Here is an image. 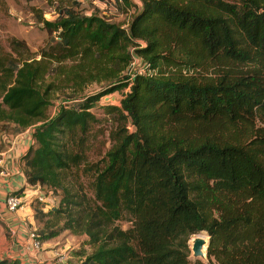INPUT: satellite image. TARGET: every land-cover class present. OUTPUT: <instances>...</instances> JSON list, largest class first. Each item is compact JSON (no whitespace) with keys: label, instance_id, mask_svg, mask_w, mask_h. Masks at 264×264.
<instances>
[{"label":"trees","instance_id":"obj_1","mask_svg":"<svg viewBox=\"0 0 264 264\" xmlns=\"http://www.w3.org/2000/svg\"><path fill=\"white\" fill-rule=\"evenodd\" d=\"M138 1L125 25L81 14L79 1L56 6L53 20L39 12L49 35L39 58H22L27 44L14 37V54L0 55V133L32 129L26 183L61 195L34 207L46 218L38 238L85 235L91 251H77L78 264H205L189 244L204 234L208 264H264V0ZM135 57L145 71L129 79ZM63 88L71 95L48 116ZM115 91L111 146L87 162L91 109Z\"/></svg>","mask_w":264,"mask_h":264},{"label":"rangeland","instance_id":"obj_2","mask_svg":"<svg viewBox=\"0 0 264 264\" xmlns=\"http://www.w3.org/2000/svg\"><path fill=\"white\" fill-rule=\"evenodd\" d=\"M72 1H79L81 4L77 10L81 14L89 15V13L99 9L103 11L102 6L98 0H0V55L4 53H12L10 46V39L17 38L23 40L27 47L22 50V58L26 57H35L39 58L37 55L38 51L46 44L49 35L43 29L42 24L38 22L39 12H42L43 17L47 20H53L56 17L55 7L59 5H71ZM128 2V7H130V12L125 13L123 10H112L108 11V19L119 22L123 25L129 22L131 12L134 8H138L140 3L138 0H126ZM103 13V12H102ZM14 54V53H12ZM136 62L131 68V72L142 73L145 71L146 64L142 61L141 58L135 57ZM72 62H67L65 66L71 65ZM127 76V74H125ZM52 77V76H50ZM49 79V78H48ZM107 82H92L86 85V87L72 96L77 99L79 102L83 97L94 94L101 91ZM69 95V89L63 88V90L56 92L52 97V105L47 110V115L52 116L54 112L58 109V104L60 103V98H66ZM121 97V92L115 91L108 95H105L100 98L91 109L94 113L97 121L94 122L88 133L87 141L85 142V154L87 162H96L99 161L105 154V152L111 146L110 133L116 129V116L115 114L108 113L106 111V105L110 103H118V100ZM114 98V99H113ZM259 124V122H258ZM8 130L13 129V126L8 124ZM0 127L2 124L0 123ZM129 130H133L132 126H129ZM22 133L26 136L29 134L31 136L32 129H25ZM6 136V138H4ZM14 133H0V147L4 146L7 140H15ZM32 138V137H31ZM17 140V139H16ZM80 180L83 184L87 186V193L91 194L90 185V176H82ZM34 191V195L31 196V208L34 211V207L38 206V210L46 212L50 208L56 206L60 199V192H54L50 190L49 187H30ZM35 190H37L35 192ZM32 192H29V195ZM41 197L42 200H39L38 197ZM46 218L38 219L34 217V224L29 226L33 229L36 236H40V231L44 226ZM62 223V220L60 221ZM123 228L128 226L125 222H118ZM52 227H48L46 230H52ZM193 238V237H192ZM189 244L191 245V240ZM207 239V236H205ZM85 235H74L70 234L68 230H63L59 235L48 239L46 242L51 243L52 249L57 253L53 255L52 262L56 264H78L81 260V257L77 255V251L84 250L87 253L91 251V248L88 244L85 243ZM42 247V244H41ZM205 251V250H204ZM40 252V251H39ZM191 258L195 259L192 257ZM201 259V258H199ZM205 264L207 263L206 257L201 259ZM36 264L35 260L33 263Z\"/></svg>","mask_w":264,"mask_h":264},{"label":"crops","instance_id":"obj_3","mask_svg":"<svg viewBox=\"0 0 264 264\" xmlns=\"http://www.w3.org/2000/svg\"><path fill=\"white\" fill-rule=\"evenodd\" d=\"M30 130V128H29ZM15 140H7L4 146L0 147V165L8 174L0 176V256L19 258L22 261L23 256L26 259L23 263L36 264H56L52 262L56 251L52 249L49 242H42V247L37 255L31 256L25 253L24 243H27V231L32 229L29 225L34 224V214L31 208V196L35 193L26 183L23 170L21 168L20 158L28 150L32 143L31 136L24 133H16ZM6 138V136L4 137ZM24 188L19 195L23 200V206L9 212L5 207V197L9 192H18ZM32 195H29V192ZM37 190H35L36 192ZM26 222L25 225L22 224ZM9 228H16L17 234L12 237L8 234Z\"/></svg>","mask_w":264,"mask_h":264},{"label":"built area","instance_id":"obj_4","mask_svg":"<svg viewBox=\"0 0 264 264\" xmlns=\"http://www.w3.org/2000/svg\"><path fill=\"white\" fill-rule=\"evenodd\" d=\"M100 2V5L103 8V14H108V11H116V4L115 2H119L120 0H98ZM136 59L134 58L131 63L128 65L127 69L125 70L124 74H127V78L132 79V77L135 75V73L131 72L132 66L135 64ZM140 73V72H136ZM114 99V98H113ZM8 172L3 169L0 165V176L7 175ZM39 200H42V198L39 196ZM23 206V200L19 194H16L14 192H9L6 194L5 197V207L9 212H14L18 209H20ZM22 224L25 225L26 222L22 221ZM8 234L12 237L16 236L17 234V229L16 228H9L8 229ZM27 237L26 240L28 241L27 243H24V249L25 253L30 254L31 256L37 255L39 251L41 250V241L36 236L34 233L33 229H29L27 231ZM22 257V261L26 262V259Z\"/></svg>","mask_w":264,"mask_h":264},{"label":"water","instance_id":"obj_5","mask_svg":"<svg viewBox=\"0 0 264 264\" xmlns=\"http://www.w3.org/2000/svg\"><path fill=\"white\" fill-rule=\"evenodd\" d=\"M207 239L204 234H197L193 236L191 240L190 249L192 252V257L195 259L206 257L205 249L207 247Z\"/></svg>","mask_w":264,"mask_h":264},{"label":"bare ground","instance_id":"obj_6","mask_svg":"<svg viewBox=\"0 0 264 264\" xmlns=\"http://www.w3.org/2000/svg\"><path fill=\"white\" fill-rule=\"evenodd\" d=\"M203 258H205V257H203ZM203 258H202V259H203Z\"/></svg>","mask_w":264,"mask_h":264}]
</instances>
